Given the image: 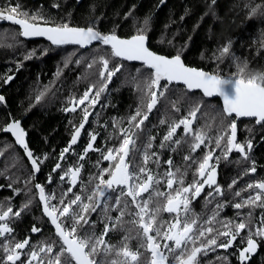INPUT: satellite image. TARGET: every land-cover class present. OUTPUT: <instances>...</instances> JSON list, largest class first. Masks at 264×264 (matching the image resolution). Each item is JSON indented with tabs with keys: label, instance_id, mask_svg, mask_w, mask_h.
<instances>
[{
	"label": "snow or ice",
	"instance_id": "6c2138e0",
	"mask_svg": "<svg viewBox=\"0 0 264 264\" xmlns=\"http://www.w3.org/2000/svg\"><path fill=\"white\" fill-rule=\"evenodd\" d=\"M212 3H215V0H212ZM44 19L40 15L30 17L29 13L20 10L19 4L10 5L7 10H0V21L19 26L20 34L26 38L46 37L53 45L72 44L82 48L99 42L110 47V56L100 55L88 64L89 68L97 64L100 66L98 76L101 86L97 89L95 85H91L81 97H71L70 106L64 109L71 113H77L79 109L82 117L78 126L73 124L74 133L70 143L60 153L61 162H57L52 169L53 172L63 173L60 175L62 181L70 177L69 186L57 198L55 193L46 194L44 185H34L42 211L54 226L58 239L43 241L37 245L30 242V237L22 241L16 240L14 229L10 225L29 207L31 200L15 211L10 203L6 207L0 205V264H201V257L217 248L227 250L233 247L238 237L241 242L246 240V247L239 251V259L241 264L247 261L249 255L255 253L258 248L257 239L254 237L264 240V216H261L259 226H256L252 212V209L257 207L264 209V180L248 183L245 188L234 191V196L241 199L231 206L237 210L250 209L246 214L237 211V216L243 217L242 219L217 220L219 211H213L211 217L202 220L193 211L192 205L202 196L208 203L216 196H225L223 187L217 182V167L221 157L215 155L222 142L223 158L227 159L235 151L245 160L250 159L252 142H238L237 121L239 118H254L256 124L264 127V73L245 76L244 72L248 68L246 62L237 64V72L227 77L188 67L180 52L168 57L151 51L146 44L144 28L138 29L136 35L125 39L120 38L114 31L102 33L95 21L90 22L87 27L70 26L69 22L59 26H41L32 22ZM144 23L147 24L148 20ZM230 47V42L223 46L217 59L223 61L226 57L231 58ZM113 59L140 61L149 70L150 75L140 89L141 103L128 118V127L117 128L116 123L112 125L117 129L118 135L110 139L118 141V146L107 148L105 153L94 147L98 133L90 134L89 143L79 155V161H84L89 152L99 151L102 160L111 163L109 168H102L95 177L98 183L93 186L90 194L82 196L79 190L73 189H79L78 181L83 164L78 163L64 169L62 162L66 159V154L72 151V146L78 143L82 130L94 114L101 94L124 67L119 63L111 67ZM11 79L9 76L5 82ZM180 83L189 91L202 90L205 97L222 98V114L217 135H208L205 129L210 128V125L194 127L202 109L199 103L189 105L186 115L180 116L179 119L161 120L160 123L167 124L168 127L160 140L159 148H170L175 153L182 145H187L190 152L182 157L185 161L183 170L175 167L173 159L169 157L163 161V164L168 166L167 170L163 173L154 172L149 165H155L159 169L162 158L154 150L156 137H142L145 122L161 99H167L171 86ZM4 99L0 95V102ZM39 99L38 96L37 101ZM169 104L175 113L181 112L178 100H169ZM0 131L10 133L14 137L15 143L24 149L33 172L39 173L48 156H34L26 142V132L21 122L12 120ZM212 144L215 147H211ZM202 146L208 148V151L202 157H197L195 153L201 150ZM97 163L99 164V161ZM189 171L192 180L186 182ZM247 172H257L254 161ZM48 182H52L51 174ZM88 183L91 184L92 181L89 180ZM237 183L238 181L233 180L228 188L233 189ZM161 187H166L167 191H161ZM83 191H88L87 185ZM242 192H249V195L245 198ZM109 193H117L111 206L103 203L106 199H113ZM53 200L57 203H52ZM224 206L217 203L215 207L219 210ZM97 209H102L104 214V227L99 234L95 231H85V226L94 229L95 223L91 216ZM110 211H116L118 215L112 217L108 215ZM161 213L169 214L171 219L165 221ZM126 216L132 219L125 220ZM126 224L133 227L126 228ZM245 230L246 236L242 235ZM41 231L35 226L31 229L32 233ZM116 231H123L125 234L118 244H113L108 237L109 233ZM132 240L137 241L135 250L130 245Z\"/></svg>",
	"mask_w": 264,
	"mask_h": 264
},
{
	"label": "trees",
	"instance_id": "16d2710c",
	"mask_svg": "<svg viewBox=\"0 0 264 264\" xmlns=\"http://www.w3.org/2000/svg\"><path fill=\"white\" fill-rule=\"evenodd\" d=\"M54 5H59L55 10L57 19L51 21L56 25H61L65 17L67 0H52ZM51 3V4H53ZM71 18L75 25L89 26L90 22L95 21L97 27L102 33L115 32L123 37L136 35L137 30L144 28V34L148 37L149 48L167 55L173 56L180 52L184 63L189 66L199 67L211 73H219L224 76H230L237 72V64L246 62L247 70L245 76L264 73V0H70ZM50 7V5H48ZM255 9V12H253ZM55 14V15H56ZM62 19V20H58ZM148 23L145 24V20ZM61 21H63L61 23ZM231 44V58H224L223 61L217 59L219 50L226 44ZM100 55L110 56V47L104 46L99 42L89 48L79 46L57 47L42 40H24L18 35L14 28L0 29V95L5 99L0 102V129H2L10 117L20 118L23 127L28 132V141L31 148L47 151L46 155L51 159L52 152L61 147L64 149L70 135L73 125H69L70 118L74 113H65L66 106L69 107L71 97L79 98L83 92L95 85L98 89L101 86L98 71L99 65L92 68L88 64L94 58ZM78 61V63H77ZM123 64L124 67L112 78L108 88L101 94L99 103L94 109V114L90 116L88 127H95L96 117L105 113V117H128L127 111L134 97L141 95L145 79L149 77L150 72L142 67L138 73H134L132 68L135 65L123 63L121 60L113 59L111 67L115 64ZM12 79L7 81V77ZM40 97L37 101V97ZM178 100L181 112L175 113L170 104H166L168 115L167 120L177 119L179 116L186 115L189 105L199 103L202 105L201 112L198 113L199 119L195 127L206 128L208 135L215 137L219 126L222 107L218 98L205 97L201 91H189L182 84H173L171 90L167 93V99ZM167 101H162L163 106ZM160 106V103L158 104ZM159 108V107H158ZM166 107L156 110L151 115L146 126L153 134L147 132L146 137L155 136L154 150L157 151L162 160L161 167L149 165L154 172H164L167 165L164 160L171 157L175 167L182 170L185 167V161L182 157L189 154L190 149L187 145H182L177 152H172L170 148L161 150L159 148L160 140L165 130L157 133L154 130L155 125H160V115ZM79 111V109H78ZM228 122L227 119L225 121ZM245 120H238V142L246 140L243 126ZM168 127V126H167ZM254 139L252 141L254 157L257 163L264 165V127L261 125L253 126ZM252 129V128H251ZM252 133V130H250ZM8 133L0 131V164L7 169V179L9 182L16 180L23 185L19 199H32L33 169L28 157L19 151L13 141L6 137ZM142 137H144L142 135ZM262 137V139H261ZM145 138V137H144ZM261 139V140H260ZM108 143L113 140L107 138ZM223 143L220 149L216 150L217 156H220V168L217 175V182L224 189L225 196H216L208 203L202 196L192 205L193 211L203 219L212 216L213 211H219L217 220H238L243 217L237 216V211L247 213L250 209L244 208L237 210L231 204L240 202V197L234 196V191L243 189L240 183V177L243 171L240 162L242 156L234 151L225 159L222 155ZM255 143L256 146H255ZM83 142L73 145L72 151L67 153V159H71L75 166L78 163L83 164L79 183V189L74 188L82 196L90 194L93 186L98 183L95 179L100 170L104 168L95 162L96 158L88 154V160L79 161L77 152H81ZM113 145V144H112ZM215 147L214 144L210 145ZM208 148L202 146L195 155L202 157ZM168 154L166 157L164 155ZM72 156V157H71ZM239 156V157H238ZM48 165V162H46ZM195 167V166H193ZM105 169V168H104ZM165 170V171H166ZM25 174V181L18 178ZM108 176L105 174V179ZM89 180L92 181L89 184ZM192 174L189 171L186 182H191ZM233 180L238 181L233 189L228 185ZM24 183V184H23ZM88 186V191H83L84 186ZM161 191H167L161 187ZM208 190L206 189V192ZM249 192H242L246 197ZM113 199H106L104 204L111 206L114 203V197L117 193H109ZM7 196H10L8 194ZM71 196V193H70ZM18 197V196H17ZM162 200V198H161ZM28 202V201H27ZM87 202V200H85ZM221 203L225 206L217 210L216 204ZM29 205V210L22 213L23 217L17 219L14 223V233L16 240H21L23 233L32 225L36 209ZM253 222L259 226L261 216H264V209H252ZM261 212V214H259ZM118 213L110 211L108 215L114 217ZM162 218L167 221L171 216L167 213H161ZM103 210L97 209L92 214L91 220L95 223L94 229L85 226V231H95L97 234L103 231L104 223ZM125 220L132 217L126 216ZM37 222V221H36ZM42 226L43 234L40 239L43 241H56L58 238L53 230L47 224V227L39 221ZM220 227V225H214ZM125 227H133L126 224ZM123 231L109 233V240L113 244H118L123 235ZM242 235H247L245 230ZM33 236L30 240H32ZM257 239V251L249 255V259L243 264H264V240ZM132 248H137V241L130 242ZM246 246V240L241 242L237 239L233 247L225 249H215L208 252L206 256L201 257V264H241L239 251ZM143 251V249H141ZM146 256L148 254H145ZM226 258V259H222Z\"/></svg>",
	"mask_w": 264,
	"mask_h": 264
},
{
	"label": "flooded vegetation",
	"instance_id": "af4514ba",
	"mask_svg": "<svg viewBox=\"0 0 264 264\" xmlns=\"http://www.w3.org/2000/svg\"><path fill=\"white\" fill-rule=\"evenodd\" d=\"M69 1L70 0H67V8L65 9V17L67 18V20H64V22H69L70 26H83V25H75L74 24V22H73V20L71 18L72 10H71V6H70L71 4H69ZM76 1L79 2L80 0H76ZM51 3H53L52 0H0V10H7L10 5L19 4L20 5V10L29 13L30 17L32 15H40V16H43L45 18L44 20H37V21H32V22L43 24V25L59 26V25L51 23V21H54L55 19H57V17H58L57 15H60V14H56L55 10H57V7H54V3L53 4H51ZM48 5H50V7ZM58 20H62V19H58ZM62 22L63 21H61V23ZM9 27L18 30L19 34H20L21 29L19 28V26L14 25L11 22L0 21V29L1 28L7 29ZM20 36H21V34H20ZM21 38L24 39L23 37H21ZM24 40H26V39H24ZM35 40H42L44 42H47V43L51 44L50 42H48V41H46L44 39H35ZM148 44H149V42H148ZM65 47H67V46H65ZM117 60H119V59H117ZM121 61L123 63H128V64L135 65V68H132V71L134 73L140 72L142 70V67H145V66H143L142 63L130 62V61H124V60H121ZM216 98H218V97H216ZM99 99H101V98H99ZM141 99H142V93H141L140 96L134 97V99H133V101H132V103L130 105V110L127 111L128 117H115L114 118V117H110L108 115V118H107V117H105L106 114L103 112V113L99 114V116L96 117L95 127L93 125H91L90 127H88L86 125L85 129L82 130L80 138L78 139L79 142L80 141L83 142V145H82L83 147L81 149V152H77V154H78V158L77 159H79V155L83 153L84 148L89 143L90 134L91 133H98V139H97V141L94 144V147L96 149H101V150H103L106 153L107 148L112 147L113 145L118 146V141H116L114 138L112 139L113 140V142H112L113 145L109 144L108 140H107L108 137H115L116 135H118L117 129H114L112 125H113V123H116L117 128H120V127L127 128L128 127L127 120L132 114H134L136 108L141 103ZM162 101H167V100L162 98L161 101H160V106H157V108L154 109L153 112H155L157 109L160 110L162 107H166L163 111H161L160 118H161V120H167L168 110H167L166 104H169V102L167 101L163 106H161L162 105ZM219 101H220V104H221V107H222L221 100L219 99ZM66 108H67V106H66ZM153 112L150 114L149 119H150L151 115L153 114ZM65 113L67 114V113H71V112H66L65 111ZM81 118L82 117H81L80 112L77 111V113H74V115L69 120V121H72V123L71 124L69 122L68 123H69V125L75 124V125L78 126ZM179 118H180V116L177 119H179ZM18 119H20V118H15L14 119L13 117H10L9 120L6 122V124L9 123L11 120H18ZM172 119L173 118H171L169 121H171ZM239 119H242V120L246 121V123L243 126V131L245 132L246 140H242V142H240V143H246L248 140H251V142H252L253 139H254V134H253V128L254 127L253 126L254 125H258V124L255 123V119L254 118H239ZM148 123L149 122H145V129H144V133L142 134L145 138H146L147 132L153 134L152 129L150 131L146 127L148 125ZM154 130H156L157 133H160L161 131L165 130V132H164V134H165L166 131H167V124L155 125ZM250 130H252V133L250 132ZM73 133H74V128H72L71 131H70V135H69V139H68L69 141H70L71 136L73 135ZM181 134H182V130H181ZM6 137L10 138L13 141L15 147L17 149H19V151H21L22 153L25 154L24 149L21 146H19L18 144L15 143V139L13 138V136L10 133H8V136H6ZM261 139H262V137H261ZM27 143H28L29 149L33 152L35 157L43 158L46 155L47 151H45L43 149L42 150H38V149L31 148L33 146H31V144L29 143L28 137H27ZM256 144L257 143H255V146H256ZM67 145H68V143H67V137H66V144H65L64 148H66ZM0 146H2V144H0ZM62 150L63 149H61V147H59L57 149V151L55 149L52 152V154H51V155L55 154V156H51L52 160H50V158L48 157V159L46 161H44V163L41 165V171L39 173H33V176H32L33 182L31 184L33 186V188H32V192H33L32 197L33 198L32 199H30V198H25V200L19 199V195H21L22 190L24 191L23 185H21V183H19L16 180H13V181L9 182V180L7 179V172L8 171L4 167V165H2V163L0 164V205H4L6 207L10 203L11 206L13 207V210L15 211V210H18V209L22 208L27 201L31 200L32 201V206L35 205L34 208L37 210L35 216L33 217V221H35V222H32V225L28 229V233L26 231V232H24L22 234L23 237H22V239L20 241H22V240H24L25 238H28V237L31 238L33 236L32 240H30V242L33 245H37V244L43 242V240L40 239V236L43 234V231L38 232V233H32L31 232V229H32L33 226H35L37 228H40L42 230V226L38 225L39 221L42 222L45 227H47V224H48L49 227L55 233L53 225H51V223L49 221V218L46 217L44 215L43 211H42V204L39 202L38 191L34 188V185L36 183L44 185L45 189H46V194L55 193L57 198H59L60 193L62 191H64L69 186L70 177H68V178H66V180L62 181L60 179V175H62L63 173L59 172V171L58 172H53L52 171L54 165L57 162H61L60 161V153L62 152ZM252 151H253V144H252V149L249 152L250 159L245 160L242 157L241 160H240V162L242 164V167H243V171H242V174H241V177H240L241 181L238 184H240L242 186V188H245L248 183H251V182H254V181H259V180H264V165L260 166L257 163V160L254 157V152H252ZM88 154L90 156L96 158V160H95L96 163L99 161V166H103L105 169L109 168L111 162L103 161L99 151H91ZM167 155L168 154H166L164 156L166 157ZM215 155L217 156L216 152H215ZM85 160H88V158L86 157ZM253 161L255 162V167L257 168V172L254 173V174L250 173V172H247V169L250 168L251 166H253ZM46 162H48V165L46 164ZM72 162L73 161L71 159H67V154H66V159L62 162V167L64 169L72 167V166H74L72 164ZM31 168H32V166H31ZM219 168H220V163L218 164V167H217V175L219 174ZM165 170H166V168L164 167V171ZM49 174H51V176H52V182L51 183L48 182ZM18 178L24 180V183L26 182L25 181V174L19 175ZM9 185H11V187H9ZM162 188H164V187H162ZM17 191L19 192V194H17ZM8 194H10V196H7ZM248 195H249V193L247 194V196ZM69 196H70V193H69ZM52 203H57V201L53 200ZM26 210H29V207L27 209H25L24 211H26ZM22 213H21V216L19 218L14 219L13 222L11 223L10 226L13 229H14L15 221L17 219H20V218L23 217ZM115 216H117V214H115L114 217ZM103 218L104 217H102V219ZM14 231H15V229H14ZM244 247H246V246H244ZM132 249L135 250V248H132ZM0 254H2V253H0ZM240 263H241V261H240Z\"/></svg>",
	"mask_w": 264,
	"mask_h": 264
},
{
	"label": "water",
	"instance_id": "95a60500",
	"mask_svg": "<svg viewBox=\"0 0 264 264\" xmlns=\"http://www.w3.org/2000/svg\"><path fill=\"white\" fill-rule=\"evenodd\" d=\"M41 26H48V25H41ZM24 37V36H23ZM131 37V36H130ZM130 37H128V38H130ZM24 38H26V37H24ZM35 38H43V39H45V40H47V41H49L46 37H27V39H35ZM126 39V38H125ZM50 42V41H49ZM51 43V42H50ZM52 44V43H51ZM146 44H147V46H148V40L146 41ZM62 46V45H61ZM149 47V46H148ZM150 49V48H149ZM151 51H153L152 49H150ZM153 52H155V51H153ZM155 53H157V52H155ZM157 54H160V53H157ZM160 55H164V54H160ZM164 56H167V55H164ZM168 57H172V56H168ZM183 60V59H182ZM130 62H138V63H142V62H140V61H130ZM184 62V61H183ZM186 65V64H185ZM186 66H188V67H194V66H189V65H186ZM194 68H197V67H194ZM197 69H201V68H197ZM201 70H203V71H206V70H204V69H201ZM206 72H208V71H206ZM210 73V72H209ZM180 84H182V83H180ZM196 91L198 90V91H201L202 92V90H199V89H195ZM195 90H190V91H195ZM210 98H213V97H210ZM220 100H221V103L223 104V102H222V98H219ZM20 122H21V120L20 119H18ZM12 121V120H11ZM26 132V131H25ZM26 136H27V133H26ZM71 140V139H70ZM69 143H70V141H69ZM69 143H68V145H69ZM68 147V146H67ZM53 228H54V226H53Z\"/></svg>",
	"mask_w": 264,
	"mask_h": 264
},
{
	"label": "bare ground",
	"instance_id": "6f19581e",
	"mask_svg": "<svg viewBox=\"0 0 264 264\" xmlns=\"http://www.w3.org/2000/svg\"><path fill=\"white\" fill-rule=\"evenodd\" d=\"M40 25H43V24H40ZM48 26H51V25H48ZM74 27H85V26H74ZM119 36V35H118ZM130 36H132V35H130ZM130 36H127V37H123V36H119L120 38H128V37H130ZM21 37H23L22 35H21ZM24 38V37H23ZM24 39H27V38H24ZM35 39H43V38H35ZM35 39H27V40H35ZM45 40V39H44ZM147 40H148V37H147ZM47 41V40H46ZM49 42V41H48ZM148 42H149V40H148ZM95 43H97V42H94L93 44H95ZM53 45V44H52ZM53 46H57V47H65V46H78V45H72V44H69V45H53ZM92 46V45H91ZM80 47V46H79ZM88 47H90V46H88ZM88 47H84V48H88ZM174 56V55H173ZM187 65V64H186ZM195 67V66H194ZM197 68H199V67H197ZM207 71V70H206ZM209 72V71H208ZM211 73V72H210ZM208 98H210V97H208ZM21 120V119H20ZM21 126L23 127V125H22V120H21ZM24 128V127H23ZM25 131H26V133H27V136H26V142H27V137H28V132H27V130L26 129H24ZM14 138V137H13ZM69 143V142H68ZM68 146V145H67Z\"/></svg>",
	"mask_w": 264,
	"mask_h": 264
},
{
	"label": "rangeland",
	"instance_id": "374dc122",
	"mask_svg": "<svg viewBox=\"0 0 264 264\" xmlns=\"http://www.w3.org/2000/svg\"><path fill=\"white\" fill-rule=\"evenodd\" d=\"M15 30H16V29H15ZM16 31H17L18 35H20V34H19V31H18V30H16ZM26 40H27V39H26ZM52 46H53V45H52ZM88 48H89V47H88ZM259 214H261V212H259Z\"/></svg>",
	"mask_w": 264,
	"mask_h": 264
}]
</instances>
